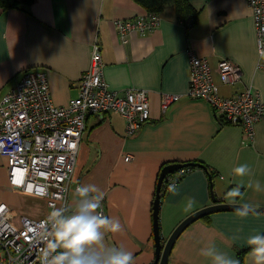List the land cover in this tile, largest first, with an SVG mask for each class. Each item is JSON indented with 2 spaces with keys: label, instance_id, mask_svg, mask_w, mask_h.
I'll return each instance as SVG.
<instances>
[{
  "label": "crops",
  "instance_id": "crops-1",
  "mask_svg": "<svg viewBox=\"0 0 264 264\" xmlns=\"http://www.w3.org/2000/svg\"><path fill=\"white\" fill-rule=\"evenodd\" d=\"M189 1L199 12L195 24L189 25L190 18L180 20L174 7L167 6L159 12L155 29L125 38L113 21L146 15L149 11L136 0H33L0 8V98L25 69L44 68L53 101L67 103L79 94L94 42L100 46L103 76L110 87L120 92L127 87L147 90L150 118L131 135L117 111L87 115L67 201L71 208L78 200L77 184L102 191V215L118 219L122 226L118 232L106 231L105 242L131 251L133 264L154 260L152 206L160 170L169 162L203 161L212 171L213 191L203 167L187 170L161 196L163 241L183 218L212 204V195L219 201L264 205V116L254 138H248L242 125L221 121L206 99L186 93L190 48L214 68L221 57L241 67L239 82L220 83L222 94L251 84L264 102V68L257 66L251 9L246 0ZM163 92L180 94L165 110ZM241 164L247 165L244 175L234 172ZM7 166L6 156L0 154V196L11 208L12 221L19 224L22 214L44 216L49 209L46 198L12 186ZM257 230L264 231L262 211L247 216L238 210L206 214L180 233L166 264H211L200 252L209 244L240 264H252L245 240Z\"/></svg>",
  "mask_w": 264,
  "mask_h": 264
},
{
  "label": "built area",
  "instance_id": "built-area-1",
  "mask_svg": "<svg viewBox=\"0 0 264 264\" xmlns=\"http://www.w3.org/2000/svg\"><path fill=\"white\" fill-rule=\"evenodd\" d=\"M246 2L256 31L257 66L264 68V0ZM159 19L158 12H148L134 18H115L113 23L125 38L133 32L155 29ZM188 55L187 95L206 99L221 121L242 125L244 135L254 138L255 126L264 116L260 92L251 84L230 95L220 92V83L234 85L241 80V67L231 58L221 57L214 68L206 56L190 48ZM179 98V93L163 92L161 108L167 109ZM110 111L125 117L127 135L135 133L150 118L146 89L127 87L120 92L109 86L103 76L97 42L93 43L89 68L79 80V94L67 103L53 101L44 68L25 69L2 95L0 154L7 158L10 184L45 197L49 209L37 218L22 214L16 224L11 219L10 206L0 196V264H40V253L51 240L49 214L53 208H68L70 182L86 117L91 112ZM128 159L126 156L125 160ZM187 170L179 168L164 178L165 190H171L179 182V175ZM99 212L103 213L102 207Z\"/></svg>",
  "mask_w": 264,
  "mask_h": 264
},
{
  "label": "clouds",
  "instance_id": "clouds-1",
  "mask_svg": "<svg viewBox=\"0 0 264 264\" xmlns=\"http://www.w3.org/2000/svg\"><path fill=\"white\" fill-rule=\"evenodd\" d=\"M246 171L245 164L234 169L239 175ZM255 187L260 188L259 182ZM75 192L79 198L74 206L53 208L49 214L51 240L40 253V264H133L131 251L105 242L106 231L118 232L122 226L118 219L98 211L103 192L91 184L77 185ZM252 209V204L242 202L238 212L247 216ZM245 243L249 246L252 264H264V231L250 233ZM200 252L211 264H240L238 258L217 250L214 244L201 248Z\"/></svg>",
  "mask_w": 264,
  "mask_h": 264
},
{
  "label": "water",
  "instance_id": "water-1",
  "mask_svg": "<svg viewBox=\"0 0 264 264\" xmlns=\"http://www.w3.org/2000/svg\"><path fill=\"white\" fill-rule=\"evenodd\" d=\"M188 165H196L203 167L210 179V186H211V192L213 191V174L211 170L208 168V166L203 165L202 163L196 162V161H188V162H169L165 164L159 173L157 184H156V191L155 196L153 200V235H154V241H155V257L151 264H166L167 259L169 257L171 248L177 239V237L180 235V233L194 220L220 210H238L239 202H225V201H219L217 200L216 196L212 195L213 197V203L209 204L207 206H204L189 215H187L185 218H183L173 229V231L170 233V235L167 237L165 241L162 239L161 231H160V224H159V210H160V204H161V185L164 180V177L170 173L174 172L175 170L188 166ZM253 205V209L250 212H264V205Z\"/></svg>",
  "mask_w": 264,
  "mask_h": 264
},
{
  "label": "trees",
  "instance_id": "trees-1",
  "mask_svg": "<svg viewBox=\"0 0 264 264\" xmlns=\"http://www.w3.org/2000/svg\"><path fill=\"white\" fill-rule=\"evenodd\" d=\"M32 1L33 0H0V8L1 9H9V8H12V7L23 6V5L30 4ZM136 1H138L139 3L144 5L145 8L147 9V11H149V12H158L159 13L162 10H164L167 6H173L174 9L176 10L177 17L180 20L185 22L187 18H190L191 23L189 25L195 24L197 22V20H198L199 12H198V10H196L192 6V4H191V2L189 0H136ZM196 162H199V163H202L203 165H205L203 161L198 160ZM163 165L164 164H162V166ZM194 166H196V165H188V166H184V167H181V168H186V169L190 170ZM178 170L179 169L175 170L174 172L168 173L165 176V179L168 177V175L174 174ZM183 174L179 175L178 181L181 179ZM164 181H166V180H164ZM160 192H161V196H163L164 193L167 192L165 190V184L163 182H162V185H161Z\"/></svg>",
  "mask_w": 264,
  "mask_h": 264
},
{
  "label": "snow or ice",
  "instance_id": "snow-or-ice-1",
  "mask_svg": "<svg viewBox=\"0 0 264 264\" xmlns=\"http://www.w3.org/2000/svg\"><path fill=\"white\" fill-rule=\"evenodd\" d=\"M16 182H17V183H19L20 181H19V180H17Z\"/></svg>",
  "mask_w": 264,
  "mask_h": 264
}]
</instances>
